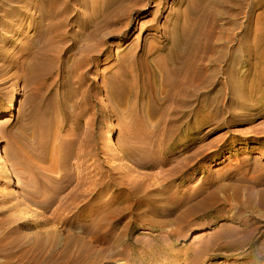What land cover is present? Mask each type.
Masks as SVG:
<instances>
[{
  "label": "rangeland",
  "instance_id": "obj_1",
  "mask_svg": "<svg viewBox=\"0 0 264 264\" xmlns=\"http://www.w3.org/2000/svg\"><path fill=\"white\" fill-rule=\"evenodd\" d=\"M0 1L6 2L0 11V149L8 168L3 171L0 166V191L12 196L7 203L0 201V214L6 215L3 219L0 217V221H11L9 219L14 217L21 221L18 216L24 215L34 225L10 236L22 239H18L20 247L9 251L12 253L11 264H248L254 256L252 250L258 242L255 241L257 234L241 253L215 250L222 241H207L221 228L239 226L233 217L232 222L220 217L213 225L205 226L203 224L211 220L212 214L199 215L179 231L177 239L158 236L140 221L125 226L127 217H124L115 223L117 227L113 233L108 234L104 215L110 206L116 205L117 188L98 197L88 196L81 202L74 201L70 194L76 190V170L82 169L81 176L88 180L95 174L92 169L99 162L111 161L118 165L123 160V165L133 174L150 181L170 169L176 172V168L184 163L196 162L185 160L195 147L153 169L138 165L140 158L136 154L119 159L122 144L141 150L157 144L160 139L157 130L161 132L171 115L163 112L150 115L136 100L133 112H127L126 106L109 98L102 84L113 80L122 66L128 69L139 58L148 64L156 63L159 57L154 47L164 43L159 31L167 28L178 15L182 21L192 18L189 9L201 2L207 7L208 27L204 24L205 29L211 23L210 16L216 17L211 41L218 50H223L222 53H232V77L238 80L246 77L247 84L263 82L258 76L264 74V59L249 57L247 60L253 61L250 65L244 59L248 51L263 43L259 40H264V0H214L213 3L211 0H164L165 8L158 16L153 12L155 3H152L143 11L144 17L139 15V22L132 21L123 33L118 34L119 23L104 26L97 39L98 49L90 52L85 47L87 34L93 27L83 31L78 24L89 12L88 0H56L60 15L54 19L42 15L45 0ZM35 3L39 4V13L37 7H28ZM11 4L27 5L28 13L19 11L21 8L11 9ZM76 8L82 11L77 12ZM222 45H225L223 49ZM226 64L221 61L217 69H224ZM212 75L215 81L222 82L223 74ZM140 77L144 75L140 74ZM236 90L238 88L232 89V100L241 108L232 103V127L229 130L236 134L232 139L238 140L222 151L217 161H207L206 168L198 170L197 176L189 175L192 176L190 181L185 182L188 191L200 189L201 180L208 175L214 181H221L231 174L236 176L234 150H251L257 145L246 135L264 133V106L260 111L251 109L257 99L252 97L250 100L247 95L238 97ZM15 95V106L11 109ZM246 105L251 107L245 108ZM224 116L228 118V114ZM198 123L192 118L183 130ZM227 130L225 127L216 130L205 142L221 138V143ZM170 142L171 146L177 144L178 152L189 144L184 133ZM255 152L252 151L253 156H256ZM148 153L150 158L160 157L154 151ZM80 156L85 157L84 162ZM231 158L232 172H229L224 166ZM192 170L188 172L192 173ZM50 178L58 182L50 187L42 185V182H50ZM36 189L40 195L29 199L27 191ZM53 193L59 195L49 210L59 204L73 209L80 205L79 214L65 211L61 220H50L52 232L37 235L35 223L50 211L43 210L34 201L45 200L44 195ZM22 206L37 211V217H33L31 210L21 211ZM245 215L251 226L258 222L247 213ZM99 220L103 222L98 223ZM260 223L263 224L260 230H264V221ZM0 260L5 259L1 257Z\"/></svg>",
  "mask_w": 264,
  "mask_h": 264
},
{
  "label": "bare ground",
  "instance_id": "obj_2",
  "mask_svg": "<svg viewBox=\"0 0 264 264\" xmlns=\"http://www.w3.org/2000/svg\"><path fill=\"white\" fill-rule=\"evenodd\" d=\"M88 2L89 12L78 22L79 28L83 31L87 30L89 26L93 27L92 32L87 34L88 40L85 48L88 52L98 49L97 39L104 26L119 23L121 28L118 34H120L126 31V28L132 25V21L137 20L139 15L144 17L143 11L147 9L148 5L155 3L153 12L157 16L165 8L164 0H88ZM213 2L214 0L210 1V3ZM4 4L6 2L0 1V11ZM42 5L44 9L42 15L49 19L60 15L57 12L56 0H45ZM38 6L37 3L28 5L29 8H38ZM28 7L27 5L21 7L11 4V9L21 8L19 11L23 13H28ZM76 11L81 12L82 10L76 8ZM189 12L193 16L192 18L188 17L182 21L178 15L174 22L170 21L167 28L159 31L164 43L154 47V52L159 57L156 63L149 62L148 64L142 58L134 60L128 69L122 66L113 80L104 81L102 88L108 93L110 99H114L120 103L119 105L126 106L127 112H133L136 100V102L142 103V107H146L150 115H157L161 112L171 115L161 132L157 130L158 137H160L157 144L142 148V150L122 144L118 151L122 155L119 159L129 158L136 154L140 158L137 161L138 165L153 169L172 162L179 153L195 147V150L188 154L185 160L197 161L180 165L176 168V172L170 169L165 175L155 177L154 181L133 174L126 165H123V160H120L118 165L111 161L99 162L92 169L95 170V174L91 175L88 180L81 176L82 169L76 170V190L70 195L73 196L74 201L81 202L88 196L98 197L111 188H117L116 205L112 208L110 206L104 215L108 234L113 233L117 227L115 223L124 217H127L125 226L130 227L132 223L140 221L142 226H145L150 232H157L158 236L176 239L180 236L179 231L188 226L192 218L199 215L212 214L211 220L203 224L205 226L213 225L220 217L232 222L233 217L237 219L239 226L221 228L208 237V243L222 241L223 244L216 247L215 250L224 249L241 253L257 234L255 241L258 242L252 250L254 256L251 257L248 264H264V230H260L263 226L260 221H264V133L246 135L248 138L252 137L251 141L257 145L251 150H234L233 164L238 171L236 176L232 177L231 174L221 181H214L208 175L201 180L200 189L188 191L185 186V182H189L192 176H197L198 170L206 168L207 161H217L222 151L231 148L232 143L238 140L232 139V135L236 134L229 130L232 127V103L236 108H241L238 103L232 100V89L238 88L236 90L238 97L247 95L251 97L248 98L250 100L252 97L257 99V103L253 104L251 109L255 108L260 111L263 108L264 74L258 76V80L263 82L248 84L245 80L246 77L243 80L233 78L232 53H222L223 50H218V47L211 41L214 33L215 15L210 16L211 23L209 28L205 29L204 24L208 27L207 7L201 2L190 8ZM32 13L30 14L32 15ZM135 13H138L136 17L133 16ZM150 15L153 16V13ZM138 22L139 20H137ZM261 42L264 43V40L260 39L259 43ZM224 46L222 45V49ZM259 47L248 51L245 55V63L249 65L253 63V61L247 60L249 57H253L255 60L264 59V48L259 49ZM222 56L224 57L220 60ZM221 61L227 64L224 69L219 71L220 68L217 69V66ZM136 68L139 69L136 71ZM212 73L223 74L222 82L215 81ZM140 74L144 77H140ZM146 94L148 98L144 101ZM16 97L15 95L11 101V109L15 106ZM248 107L251 106H245V108ZM224 114H228V118ZM192 118L193 122L199 121V123L183 130V126L187 125ZM224 127L228 129L226 131L228 134L221 143H219L221 138L205 142L213 132ZM182 133L189 144L182 145V149L178 152L177 144L173 143L175 147L171 146L170 141ZM151 151L160 157L158 159L150 158L148 152ZM252 151H256V156L252 155ZM229 152L232 154L231 149ZM79 159L81 162L85 161L83 156H80ZM230 160L231 162L225 164L224 167L232 172V158ZM0 166L3 171H8L1 149ZM52 166L54 167V165L50 167ZM190 169H193L192 173L188 172ZM57 182L58 180L50 178V182H42V185L50 187ZM27 194L29 199L40 195L37 189L27 191ZM58 195V193L44 195L45 200L34 201L43 210L50 211L39 221L33 219L38 222L35 223L37 224L35 234L52 232L50 220L51 222L61 220L60 216L65 211L79 214L80 205H76V208L73 209L59 204L58 207L49 210ZM10 196L9 193L0 191L1 202L7 203ZM19 209L24 212L31 210L33 217H37V211L33 209H28L25 206ZM245 213L258 222H254L252 226L248 224ZM0 217L5 218V213H1ZM18 217L21 221H17L16 217L9 219L11 221H0V258L5 259L0 260V264H11L12 253L9 251L21 245L18 241L22 239L10 236L17 235L22 230L26 231L34 226L29 223L31 219H26L24 215ZM97 222L102 223L103 220ZM123 235L126 237L127 232L124 231Z\"/></svg>",
  "mask_w": 264,
  "mask_h": 264
}]
</instances>
